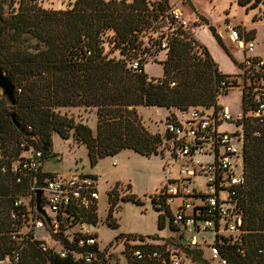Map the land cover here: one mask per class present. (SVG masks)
Returning <instances> with one entry per match:
<instances>
[{
    "label": "trees",
    "instance_id": "1",
    "mask_svg": "<svg viewBox=\"0 0 264 264\" xmlns=\"http://www.w3.org/2000/svg\"><path fill=\"white\" fill-rule=\"evenodd\" d=\"M250 1L238 0V4L245 6ZM259 3L264 6V0H254L251 7ZM166 11L167 5L159 0L156 6L146 0H75L70 7L58 10L46 9L37 0H0V68L10 78L16 96L13 112L0 99V149L4 155L18 156L19 144L24 141L42 151L45 159L53 157L50 154L55 133L63 140L72 136L84 145L91 167L123 150L149 157L159 153L162 137L143 126L138 107L221 109L217 105L218 88L227 76L218 71L207 48L190 32L176 28L168 36L161 78H149L143 67L141 72L133 69L130 60L146 53L141 48L142 34L160 16L167 17ZM201 20L206 21L202 16ZM209 31L226 50L212 26ZM105 41L111 45L108 52L104 50ZM114 50H119L120 58L110 56ZM244 100L242 97L245 111ZM76 107L94 111V131L57 111ZM12 113L27 137L11 123ZM241 122L245 183L238 198L243 212L244 254H237L234 246H227L223 253L231 264H264V133L253 137V125ZM118 185L107 193L106 219L112 229L118 227L112 217L119 201L140 204L133 194L119 197ZM11 192L14 189L7 193ZM3 193L0 259L12 251ZM89 221L97 224V214H90ZM157 225L163 229L160 218ZM17 264L66 261L43 254L29 244Z\"/></svg>",
    "mask_w": 264,
    "mask_h": 264
},
{
    "label": "built area",
    "instance_id": "2",
    "mask_svg": "<svg viewBox=\"0 0 264 264\" xmlns=\"http://www.w3.org/2000/svg\"><path fill=\"white\" fill-rule=\"evenodd\" d=\"M159 1L167 5L171 23L189 32L179 0ZM168 36L157 45L162 51L168 50ZM228 37L243 57L239 74L221 79L218 95L240 87L241 105L244 97L247 110L234 120L226 107L175 109L165 117L161 144L167 159L152 205L163 228L167 220L170 236L127 234L102 245L98 224L89 221L90 214H97L96 177L46 173L43 152L23 141L14 158L0 149V193L5 192L7 238L12 246L0 264H17L29 244L66 264H231L223 253L227 246L243 255L238 192L245 183L244 124L239 121L253 125V137L264 133V57L254 53L253 39L239 28L230 27ZM139 61L133 64L137 72L144 67ZM227 122L236 125L234 132L220 129ZM38 191L39 208L47 222L34 209Z\"/></svg>",
    "mask_w": 264,
    "mask_h": 264
},
{
    "label": "rangeland",
    "instance_id": "3",
    "mask_svg": "<svg viewBox=\"0 0 264 264\" xmlns=\"http://www.w3.org/2000/svg\"><path fill=\"white\" fill-rule=\"evenodd\" d=\"M130 2L131 0H126ZM152 6L157 5V0H146ZM37 2L46 9H65L73 3L70 0H37ZM254 0L247 5L240 6L238 0H179L178 8L182 11L183 17L190 23L189 32L197 41L196 34L202 31L200 40L210 52L213 61L219 66L222 74L225 76L238 75L240 72L239 63L242 60L243 52L239 50L228 39L230 27H237L242 34L252 37L255 46L254 53L260 57H264V6L259 3L255 7H251ZM201 16L206 19V23L201 20ZM167 17H159L149 30L141 36L142 46L145 48V54L137 55V58L130 60L132 63L142 61L145 65L148 76H157L161 72V63L166 59V51L158 48L160 42L165 35H171L176 25L170 23ZM212 26L218 36L221 38L223 46L221 48L215 38L209 31ZM110 35V33H108ZM201 44V43H199ZM202 45V44H201ZM105 52L111 49V45L107 41L103 44ZM201 52V50H199ZM248 55V54H247ZM111 57L120 58L119 50H114ZM221 106L228 109V112L234 120L243 113L241 105V88L232 87L226 94L218 97ZM218 105V103H217ZM218 105V106H220ZM165 109V114L161 112L156 114L153 107H142L139 109V116L143 126L151 133L164 136L163 123L166 116L173 115L175 109ZM57 111L61 115L71 117L75 122H81L89 126L93 131L95 129L96 118L93 110L85 108H58ZM221 130L234 132L236 125L234 123H225L220 126ZM72 132V131H71ZM52 151L50 157L43 164V171L49 174L64 173H83L94 175L92 172L96 170V165L103 171L99 172L97 177L99 180V197L97 200V220H98V238L102 245H107L115 238L127 235H158L162 237L170 236V229L167 220L165 228L158 229L159 213L152 205V197L161 186V179L164 174V165L167 159V152L163 149L162 144L159 146V153L149 157L140 155L131 150H123L113 157H105L94 166L91 167L87 156V150L84 145L76 141L72 136L66 140L52 134ZM130 155L131 162L136 166L131 168L134 180L133 195L140 199V204L128 201H119L113 212V219L118 224L116 229L108 226L106 219L108 202L107 193L114 186V179H123L127 173L124 171L120 159ZM170 159H168V163ZM110 171V172H108ZM113 183V184H112ZM117 193L119 197L132 194L131 189L127 188V184L118 183ZM110 188V189H109ZM109 189V190H108ZM109 194V193H108Z\"/></svg>",
    "mask_w": 264,
    "mask_h": 264
},
{
    "label": "water",
    "instance_id": "4",
    "mask_svg": "<svg viewBox=\"0 0 264 264\" xmlns=\"http://www.w3.org/2000/svg\"><path fill=\"white\" fill-rule=\"evenodd\" d=\"M0 99H2L7 107H9L10 111H14V107L16 104V96H15V88L12 84L10 78L7 76V74L4 72L2 68H0ZM11 123L14 125V127L18 130L19 133H21L24 137H27V133L25 132L24 128L21 126V124L18 122L15 113H12L10 115ZM41 198V192H36V200L34 203V209L35 211L40 214L47 222L46 216L39 208V202ZM184 244H187L188 241H183Z\"/></svg>",
    "mask_w": 264,
    "mask_h": 264
},
{
    "label": "crops",
    "instance_id": "5",
    "mask_svg": "<svg viewBox=\"0 0 264 264\" xmlns=\"http://www.w3.org/2000/svg\"><path fill=\"white\" fill-rule=\"evenodd\" d=\"M70 1H72V2H74L75 0H70ZM203 31V30H202ZM202 31H200L199 32V30H198V32H197V34H196V38H197V40L199 41V43H201L202 45H203V43H202V41L200 40V36H199V34H201L202 33ZM199 33V34H198ZM228 39H229V37H228ZM204 46V45H203ZM210 53V52H209ZM211 55V54H210ZM212 57V56H211ZM145 66V65H144ZM217 68H218V71L220 72V73H222V74H229V73H225V72H221L220 71V69H219V66L217 65ZM143 70H144V72H146V69H145V67H143ZM147 73V72H146ZM162 73H163V71H162V65H161V72H160V74L159 75H157V76H151L150 77V75H148V77L149 78H154V79H159V78H161L162 77ZM217 103H218V105H220L219 104V102H218V100H217ZM220 107H224V106H221L220 105ZM142 107H138L137 108V112L139 111V109H141ZM153 109H154V111H155V113L156 114H160L161 112H163V114H165V109H163V108H160V107H153ZM138 114H139V112H138ZM126 156L125 157H123L122 159H120V162H121V164L123 165V168H124V171H126V173H127V175L123 178V179H114V181H113V183H124V184H127V185H129L130 186V189H131V191H132V194L134 193L133 192V190H134V186H133V184H134V180H133V178H135L134 176H133V174H132V171H131V168L133 167V166H136L135 165V163H133V161L131 162V159H130V155L129 154H125ZM96 170L94 171V172H92L93 174H95L96 176H94V177H96V179H97V182H98V185H99V180H98V177H97V175H98V173L99 172H101V171H103L102 169H105V168H100L99 166H97L96 165ZM108 172H110V171H108ZM162 182H163V178L161 179V181H160V183L162 184ZM112 183V184H113ZM114 184V185H115ZM110 189V188H109ZM108 189V190H109Z\"/></svg>",
    "mask_w": 264,
    "mask_h": 264
}]
</instances>
